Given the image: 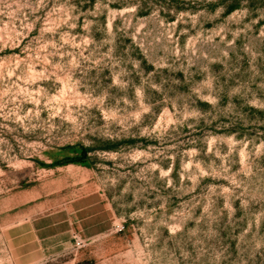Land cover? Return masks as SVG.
Returning a JSON list of instances; mask_svg holds the SVG:
<instances>
[{
    "label": "rangeland",
    "instance_id": "obj_1",
    "mask_svg": "<svg viewBox=\"0 0 264 264\" xmlns=\"http://www.w3.org/2000/svg\"><path fill=\"white\" fill-rule=\"evenodd\" d=\"M0 264H264V0H0Z\"/></svg>",
    "mask_w": 264,
    "mask_h": 264
},
{
    "label": "crops",
    "instance_id": "obj_2",
    "mask_svg": "<svg viewBox=\"0 0 264 264\" xmlns=\"http://www.w3.org/2000/svg\"><path fill=\"white\" fill-rule=\"evenodd\" d=\"M29 213L22 218L12 219L6 226V240L11 250L27 252V258L43 257L47 252L61 250V244L66 242L70 219L58 216L55 211L43 214Z\"/></svg>",
    "mask_w": 264,
    "mask_h": 264
},
{
    "label": "built area",
    "instance_id": "obj_3",
    "mask_svg": "<svg viewBox=\"0 0 264 264\" xmlns=\"http://www.w3.org/2000/svg\"><path fill=\"white\" fill-rule=\"evenodd\" d=\"M77 243H78V240H77Z\"/></svg>",
    "mask_w": 264,
    "mask_h": 264
}]
</instances>
